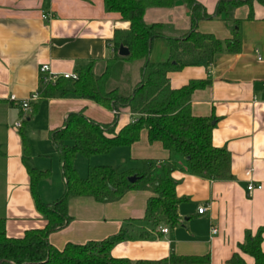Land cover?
I'll list each match as a JSON object with an SVG mask.
<instances>
[{
    "label": "crops",
    "instance_id": "crops-1",
    "mask_svg": "<svg viewBox=\"0 0 264 264\" xmlns=\"http://www.w3.org/2000/svg\"><path fill=\"white\" fill-rule=\"evenodd\" d=\"M198 1L211 17L199 22L198 32L222 43L233 40L238 32L240 51L214 54L206 49L201 55L182 54L186 67L169 78L175 90L192 81L207 82L192 94V114L216 122L212 142L231 154L233 180L211 181L174 172L176 195L181 199L179 223L168 225L162 218L158 228L145 220L148 201L154 196L151 188L127 192L120 200L107 203L74 197L68 207L71 222L50 235L55 249L102 242L126 229L132 238L113 247L115 259L135 263L168 260L163 264H171L173 258L209 257L208 264H231L239 254L246 264H255L240 245L247 234L255 236L264 228V5L254 1L231 8L223 3L227 8L220 13L222 0ZM44 14L52 18L43 20ZM144 22L163 27L164 38L155 40L152 47L150 59L155 63L170 60L169 39H180L192 30L191 12L181 1L172 8L148 9ZM128 29L129 23L119 14L107 11L104 0H0V218L6 220L8 237L22 238L48 224L37 208L28 166L49 172L38 188L44 203H53L64 194L62 164L51 134L63 129L71 114L82 113L101 125L116 121V133L132 121L128 109L121 110L116 119L111 110L71 92L40 98L44 91L41 67L49 65L57 74H76L79 67L93 65L96 77L109 68L110 86L131 94L141 81L142 63L114 61L119 52L113 42L116 31ZM131 72L137 75L135 79ZM123 83L124 92L120 89ZM34 94L39 98L31 101L25 113L19 102ZM115 150L130 160L129 166L143 160L173 159L186 167L184 157L172 155L161 143H150L147 131L130 147ZM98 160L99 166L106 165ZM250 184L263 188L249 193ZM201 208L207 209L202 215ZM163 229L168 233L162 234ZM142 233L144 238L139 237Z\"/></svg>",
    "mask_w": 264,
    "mask_h": 264
},
{
    "label": "trees",
    "instance_id": "trees-1",
    "mask_svg": "<svg viewBox=\"0 0 264 264\" xmlns=\"http://www.w3.org/2000/svg\"><path fill=\"white\" fill-rule=\"evenodd\" d=\"M178 1L183 2L191 12L192 30L180 39H169L171 58L164 63L152 62L151 52L155 40L164 38L161 25H147L144 16L150 8H172ZM254 1L264 5V0H222L218 5L221 13L223 3L231 8ZM109 13L119 14L129 23L125 32L116 31L115 52L121 46L129 49L130 55L118 59L141 62V81L131 94H122L111 87V72L96 77L93 65L79 67L78 80H60L55 85L44 87L40 98H52L72 93L75 96L96 102L99 106L115 113L128 109L132 121L116 133V121L112 125H101L89 120L84 114H71L63 129L54 131L51 139L62 164L65 192L55 202L46 204L39 195L38 188L48 176V171H39L28 165L32 187L39 212L48 222L43 230L26 232L22 238H10L6 233V220L0 218V264H163L168 261H139L115 259L111 256L113 247L132 238L123 229L118 235L102 242L84 245L68 244L63 251L50 243V235L65 228L72 220L69 216V201L74 197H92L107 203L120 200L127 192L152 189L154 194L148 201L146 221L158 228L164 218L168 225L179 223L178 207L181 203L176 195L178 182L173 178L176 171L211 181H230L232 158L226 149L216 148L212 142L215 128L211 118L195 117L191 110L192 94L207 85L205 81H192L187 86L175 90L171 87L170 74L181 71L186 64L180 59L182 54L201 55L206 49L212 53H237L240 51L239 33L225 43L212 35L198 32L201 20H209L204 7L198 0H104ZM224 7V8H223ZM113 61V62H114ZM216 123V122H215ZM23 127V126H22ZM22 127L20 129H22ZM143 131L148 132L150 143H161L172 153L186 159V167L181 168L173 160L164 162L143 160L132 163L126 169L112 166H91L88 176H80L75 167L78 157L92 158L109 155L120 147H130L140 140ZM24 135V132H23ZM24 144H28L24 135ZM0 152L1 149H0ZM134 165V166H133ZM137 176L136 183L130 177ZM142 233L140 238H144ZM264 228L255 236L247 234L240 250L254 258L255 264H264ZM171 264H208L209 257H179ZM231 264H246L239 254H235Z\"/></svg>",
    "mask_w": 264,
    "mask_h": 264
},
{
    "label": "built area",
    "instance_id": "built-area-1",
    "mask_svg": "<svg viewBox=\"0 0 264 264\" xmlns=\"http://www.w3.org/2000/svg\"><path fill=\"white\" fill-rule=\"evenodd\" d=\"M52 18V15L50 14H44L42 16V19L43 20H50ZM40 76H41V83L42 85L45 87V86H48V85H55L57 84L60 80H73V81H77L78 80V75L77 74H57V73H54L52 72L51 70V67L49 65H43L40 69ZM39 98V94H34L32 95L29 99H26V100H23V101H20V105L23 109V111L25 113H28L30 111V103L32 100H37ZM17 99H13V101H16ZM17 127L18 128H21L22 125L21 124H17ZM251 173L248 172L247 173V176H250ZM262 186H258L256 187L255 185L253 184H250L248 186V192L249 193H252L256 190H262ZM207 209L206 208H201L199 210V214H203L204 211H206ZM214 234L217 233V231H213ZM161 233L162 234H167L168 233V229H163L161 230Z\"/></svg>",
    "mask_w": 264,
    "mask_h": 264
},
{
    "label": "rangeland",
    "instance_id": "rangeland-1",
    "mask_svg": "<svg viewBox=\"0 0 264 264\" xmlns=\"http://www.w3.org/2000/svg\"><path fill=\"white\" fill-rule=\"evenodd\" d=\"M134 65L135 66H134L133 70L136 68L137 64H134ZM130 69H132V68H130ZM115 73H116V77H117L118 72L116 71ZM131 74H132L131 78L135 79L137 75H135V73H133V72H131ZM125 88H126L125 83H123V85L120 84V89L122 92H124L127 89V88L126 89ZM115 151H118V152H114L113 154H111L109 156H99L97 158L94 157L92 159L91 158L89 159V158H84V157H78L77 160L75 161V165H76V168L79 170L81 177L85 178V176L86 177L88 176L89 167L97 166L99 164L98 162L100 161L98 159H102L101 162L106 163V165H103V166H112V167H117L120 169H126L127 167H129L130 160L127 159V157L121 156V152H120L121 150H115ZM123 158H125V159H123Z\"/></svg>",
    "mask_w": 264,
    "mask_h": 264
},
{
    "label": "water",
    "instance_id": "water-1",
    "mask_svg": "<svg viewBox=\"0 0 264 264\" xmlns=\"http://www.w3.org/2000/svg\"><path fill=\"white\" fill-rule=\"evenodd\" d=\"M129 55H130L129 49L124 47V46H121L120 49H119V56L125 58V57H128ZM215 124L216 123L213 122V125H215ZM138 180H139V178L137 176H133V177H130L128 179V181L130 183H136Z\"/></svg>",
    "mask_w": 264,
    "mask_h": 264
}]
</instances>
